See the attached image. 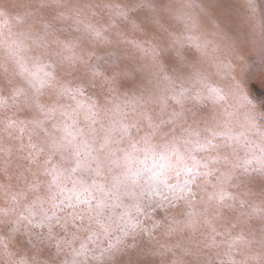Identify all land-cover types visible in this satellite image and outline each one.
Segmentation results:
<instances>
[{
    "label": "snow or ice",
    "instance_id": "snow-or-ice-1",
    "mask_svg": "<svg viewBox=\"0 0 264 264\" xmlns=\"http://www.w3.org/2000/svg\"><path fill=\"white\" fill-rule=\"evenodd\" d=\"M243 11L0 0V264H264V0Z\"/></svg>",
    "mask_w": 264,
    "mask_h": 264
},
{
    "label": "rangeland",
    "instance_id": "rangeland-1",
    "mask_svg": "<svg viewBox=\"0 0 264 264\" xmlns=\"http://www.w3.org/2000/svg\"><path fill=\"white\" fill-rule=\"evenodd\" d=\"M243 2L244 0H211L212 8L214 9L213 15L218 20H225L230 17L239 21L244 14ZM249 55L251 57L249 61L251 70L259 74L261 67L264 66V61H262L258 47L251 49ZM249 87L257 94H264V87L261 86L255 77L251 80ZM138 258L135 252L124 257L125 260H135Z\"/></svg>",
    "mask_w": 264,
    "mask_h": 264
}]
</instances>
